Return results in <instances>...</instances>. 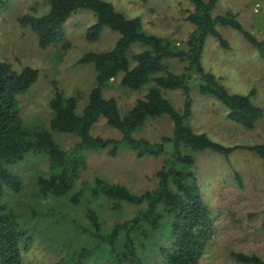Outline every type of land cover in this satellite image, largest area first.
Wrapping results in <instances>:
<instances>
[{"label": "rangeland", "instance_id": "1", "mask_svg": "<svg viewBox=\"0 0 264 264\" xmlns=\"http://www.w3.org/2000/svg\"><path fill=\"white\" fill-rule=\"evenodd\" d=\"M104 1L111 3L126 18H138L146 33L161 37L177 48L187 49V40L195 29L186 19L194 11L187 0ZM3 2L0 8V62L7 63L17 72L27 67L38 72L36 82L17 97L25 124L49 127L50 101L57 90L67 98H75L76 112L81 114L95 87V71L92 66L77 62L88 52L112 49L118 34L104 30L97 41H87L86 31L96 18L91 11L77 10L62 27V41L40 48L36 35L23 25L21 19L47 14L50 0ZM227 13L235 16L255 39L264 42V0H217L212 16ZM217 30L228 48L220 47L216 39L207 37L201 56L202 68L229 94L249 95L252 104L259 107L263 115L253 130L229 121L222 104L211 96L199 94V79L194 75L189 82L192 116L187 126L227 147L264 144V59L238 31L219 26ZM140 51L142 48L136 45L130 48V53ZM166 64L175 74L183 73L186 67L185 63L176 60ZM120 78L121 75L105 86L103 96L113 98L123 116L144 96L145 90L122 88ZM162 95L176 111L182 110L184 97L181 91H162ZM172 130V122L162 116L148 121L133 137L157 143L162 137L170 136ZM92 134L104 139L121 138L120 132L108 127L104 119L94 125ZM52 136L64 150L71 149L77 142L72 135L52 132ZM183 153L194 160L189 171L197 180L215 226L200 264H237L230 257L233 252L256 255L264 261V161L248 151H235L228 157L189 149ZM84 156L85 168L77 185L79 188L83 182L102 178L123 185L135 194L155 188V174L168 158V154L138 158L125 145L120 146L115 157H110L107 150L86 151ZM8 169L19 179V191L3 189L0 202L5 212L15 217L31 238L30 246L22 251L20 264H110L107 250L92 238V228L85 217L89 196L84 194L76 204L69 202L71 196H39L36 179L48 171L46 158L42 155L27 154ZM89 204L103 221L102 230L105 231L116 223L130 220L139 209L123 204L120 210L111 211L103 200ZM147 254H142L141 259L144 264H152V255Z\"/></svg>", "mask_w": 264, "mask_h": 264}, {"label": "trees", "instance_id": "2", "mask_svg": "<svg viewBox=\"0 0 264 264\" xmlns=\"http://www.w3.org/2000/svg\"><path fill=\"white\" fill-rule=\"evenodd\" d=\"M187 1L194 11L186 19L195 29L187 40L186 50L146 33L138 18H126L104 0H50L47 14L24 16L21 22L34 32L40 48L62 41V27L77 10L91 11L96 18L86 31L87 41H97L104 30L118 34L112 49L88 52L77 62L90 65L95 71V87L90 91L82 113L76 112L75 98H67L57 90L50 101L52 115L48 128L26 125L18 108L17 97L36 82L38 72L29 67L17 72L7 63L0 62V198L3 189L19 191V179L8 166L23 160L27 154L44 156L48 171L36 179L39 196H71L68 200L73 204L79 203L84 194L89 196L85 217L92 228V238L107 250L110 264H144L141 256L148 250L153 258L152 264H200L215 226L197 180L189 171L194 160L183 150L210 151L223 157L235 151H248L264 161V144L227 147L187 126L192 116L189 82L194 75L199 79V94L211 96L222 104L229 121L253 130L263 115L262 110L252 104L249 95L229 94L212 74L202 68L201 56L207 37L216 39L220 47L228 48L218 26L238 31L264 59V42L245 31L235 16L231 13L212 16L217 0ZM3 3L0 0V8ZM133 45L141 47L142 51L130 53ZM171 60L185 63L184 72L175 74L170 71L166 62ZM120 75V87L131 91L145 90L144 96L123 116L116 101L103 96L105 86ZM177 90L184 97L180 112L162 95V91ZM162 116L172 122L170 136L162 137L157 143L133 137L148 121ZM100 119L120 132L121 138L94 136L92 128ZM52 132L72 135L77 142L71 149L64 150ZM121 145L127 146L138 158L168 154L155 174L157 183L154 189L135 194L123 185L102 178L80 183V188L77 186L85 168L86 151L107 150L110 157H115ZM99 200H103L111 211L120 210L123 204L139 209L130 220L116 223L105 231L102 230L103 221L89 204ZM262 216L264 227V209ZM30 244V236L15 217L5 212L0 202V264H20L22 251ZM230 257L237 264H264L256 255L233 252Z\"/></svg>", "mask_w": 264, "mask_h": 264}]
</instances>
